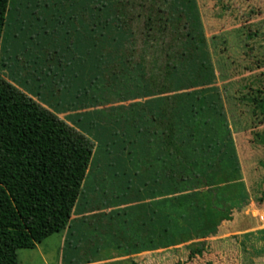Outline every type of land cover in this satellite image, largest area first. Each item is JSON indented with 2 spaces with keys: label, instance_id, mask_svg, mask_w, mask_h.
Wrapping results in <instances>:
<instances>
[{
  "label": "rangeland",
  "instance_id": "rangeland-1",
  "mask_svg": "<svg viewBox=\"0 0 264 264\" xmlns=\"http://www.w3.org/2000/svg\"><path fill=\"white\" fill-rule=\"evenodd\" d=\"M15 1L0 73L96 144L69 228L20 250V264H212V251L228 255L235 239L216 242L221 231L251 225V213L264 217V112L257 102L264 97V0H197L216 78L207 92L194 90L185 119L191 126L201 121L207 141L230 154L179 196L168 171L144 160L151 145L142 133L145 110L137 105L155 98L138 97L135 83L110 78L105 65L75 54L60 17L45 13L50 1ZM199 145L210 169L213 157ZM145 223L166 226L170 245L156 236V249L138 253L152 239Z\"/></svg>",
  "mask_w": 264,
  "mask_h": 264
},
{
  "label": "trees",
  "instance_id": "trees-1",
  "mask_svg": "<svg viewBox=\"0 0 264 264\" xmlns=\"http://www.w3.org/2000/svg\"><path fill=\"white\" fill-rule=\"evenodd\" d=\"M43 1H50L45 13L56 14L67 27L75 54L105 65L110 78L135 83L138 97L155 98L150 106L137 105L145 110L142 133L151 145L144 160L148 168L168 171L173 195L194 189L221 168L230 153L207 141L201 121L191 126L185 119L184 106L193 101L194 90L207 92L216 78L197 0ZM16 2L0 0V49ZM257 102L264 112V97ZM95 145L0 73V264H20V250H34L69 228ZM198 145L213 157L210 169ZM177 204L185 201L177 197ZM145 228L152 239L138 253L156 249V236L167 238L163 246L173 241L166 226L147 223Z\"/></svg>",
  "mask_w": 264,
  "mask_h": 264
},
{
  "label": "crops",
  "instance_id": "crops-1",
  "mask_svg": "<svg viewBox=\"0 0 264 264\" xmlns=\"http://www.w3.org/2000/svg\"><path fill=\"white\" fill-rule=\"evenodd\" d=\"M258 213L263 212L259 211ZM251 214H249L250 217H247L253 220L251 225H246L244 228H233L230 233L225 235L221 231L222 234L219 235L223 237H216V242L224 243L230 238L235 239V242L234 244L229 242L231 249L228 255H223L226 253L223 249L216 253L212 251L213 254L210 253V256L214 257V260H210L212 264H264V217Z\"/></svg>",
  "mask_w": 264,
  "mask_h": 264
},
{
  "label": "water",
  "instance_id": "water-1",
  "mask_svg": "<svg viewBox=\"0 0 264 264\" xmlns=\"http://www.w3.org/2000/svg\"><path fill=\"white\" fill-rule=\"evenodd\" d=\"M245 207H246V208H247V207H250V201L248 202L247 205L244 206V208H245Z\"/></svg>",
  "mask_w": 264,
  "mask_h": 264
}]
</instances>
